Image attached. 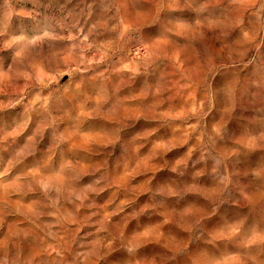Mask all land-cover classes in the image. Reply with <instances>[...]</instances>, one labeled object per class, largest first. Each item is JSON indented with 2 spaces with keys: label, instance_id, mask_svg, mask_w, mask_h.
Segmentation results:
<instances>
[{
  "label": "clouds",
  "instance_id": "9594fccd",
  "mask_svg": "<svg viewBox=\"0 0 264 264\" xmlns=\"http://www.w3.org/2000/svg\"><path fill=\"white\" fill-rule=\"evenodd\" d=\"M110 3L115 13L109 19L115 24L109 27L105 20L92 25L80 45L74 47L93 48L89 35L100 28L117 33L114 52L137 48L139 55L133 58L128 72L114 68L112 83L97 69L104 63L114 67L123 61L113 60L107 50L95 63L81 59L75 68L69 65L68 74L76 79L89 69L97 73L90 78V92L99 99L91 112L66 122L87 120L93 127L103 126L118 116L124 104L122 92L133 84L140 93L131 99L149 105L165 91L163 81L168 68L173 66L170 52L174 48L186 53L188 63H196L195 69L182 70L181 77L187 80L186 88L199 93L190 99V106L183 112L160 114L161 127H172L180 120L186 125L184 134L179 140L155 145L160 151L154 150L152 157L160 163L141 169L148 178L139 191L125 190L132 192L133 198L121 200L117 210L135 204L141 195L146 197L137 205L138 211L133 210L126 217L127 224L135 223L133 231L143 227V218L150 220L160 210H165V215H175L182 229L180 234L186 239L166 244L168 253H155L161 264H264V0H110ZM78 24L76 21L73 27ZM48 26L56 31L62 25L53 15L48 18ZM82 31L78 29L77 35ZM218 43L224 45L223 56L216 55ZM50 95L58 100L53 110L62 120L63 113L83 98L80 89L72 88L71 84L63 90L50 89ZM161 103L157 99L150 105L146 120L157 118L152 113ZM37 112L45 122L51 116L46 107L38 108ZM134 127L121 123L103 146H110L116 154H125L126 136ZM74 136L75 133L54 134L51 146L43 142V137L30 141L28 155L33 157V166L24 173L30 182L25 190L17 187L16 180L5 185L19 191L21 197L39 188L55 209L49 215L55 216L62 228L75 223L81 209L93 208L96 198L112 186L106 167L101 172L97 167L83 165L82 161L91 155L86 148L79 145L68 148ZM190 142H194V147H189L179 162L174 164L164 158ZM42 148H47V153L40 152ZM67 152L72 153L75 163L66 159ZM38 153L48 155L45 163L52 165L49 171L53 175L43 177L36 171L41 163L36 159ZM61 161L57 172L55 164ZM19 163H23V158L18 153L0 172V181ZM62 202L71 205V210ZM12 210L20 211L18 201H0V228ZM15 228L9 226L7 240L17 235ZM104 231L107 235L103 237V246L100 240L96 241L89 259L107 260L111 253L119 251L123 259L118 264H153L154 256L146 251L155 239L149 231L131 239L125 235L124 226L112 230L106 227ZM3 252L0 264H9L7 248ZM12 264L30 262L23 261L17 253Z\"/></svg>",
  "mask_w": 264,
  "mask_h": 264
},
{
  "label": "rangeland",
  "instance_id": "374dc122",
  "mask_svg": "<svg viewBox=\"0 0 264 264\" xmlns=\"http://www.w3.org/2000/svg\"><path fill=\"white\" fill-rule=\"evenodd\" d=\"M114 13L115 8L110 0H0V172L8 167L18 153L23 158V163L13 166L0 181V201H18L20 206L19 212L9 211L4 226L0 228V258L4 256L3 248H7L9 264H12L17 253L30 264H118L123 259V253L119 251L111 253L107 260L88 258L96 241L100 240L103 246L106 227L112 230L116 226H124V233L129 239L140 232L149 231L155 239L148 244L146 251L154 256L153 264H161L160 257L155 256V253L163 255L169 252L166 244L186 239L180 234L182 229L175 215H165V210L153 214L150 220L143 218V227L133 231L135 223L127 224L126 217L133 210L138 211L137 205L146 200L143 195L136 199L135 204L122 211L117 210L121 200L133 198V193H126L125 190L135 188L139 191L148 178L141 169L160 163L158 158L152 157L154 150L160 151L155 149V145L179 140L184 134L186 125L180 120H176L172 127H161L159 119L160 114L165 112H183L190 106V99L199 95L198 91L186 88L187 80L181 77V71L185 68H196L195 62L188 63L184 51L174 48L170 52L173 66L168 68L163 81L165 91L159 97H154L149 105L131 99L140 93V89L133 84L122 92L124 104L118 116L109 119L103 126L93 127L87 120L73 124L66 122L81 113L91 112L99 99L98 95L90 92V78L97 73L89 69L87 74L76 79L69 76V65L75 68L81 59L95 63L101 60L107 50L113 60L123 61L114 67L104 63L97 69L98 72H104L108 82L112 83L116 75L114 68L128 72L133 66V58L139 55L137 48L114 52L117 33L100 28L89 35L93 48L83 50L74 47L80 45L83 35L89 33L92 25L107 20L109 27H112L115 21L109 17ZM53 15L62 25L56 31L50 30L48 26V18ZM76 21L79 24L74 28ZM78 29H83L79 35ZM70 36H76V39H69ZM215 52L217 56H223L224 45L218 43ZM58 72L60 75H57ZM45 84L46 88L43 87ZM70 84L72 88L80 89L83 98L77 99L63 113L62 120L53 110L58 100L50 95V89L59 87L63 90ZM157 99L163 101L152 113L157 118L146 120L147 109ZM40 107H46L51 113L47 122L38 116L37 109ZM121 123L129 127L134 124L135 127L126 136L127 152L116 154L110 146L105 148L103 142ZM60 133H75L68 148L72 145L86 148L91 155L82 161L83 165L97 167L101 172L106 167L112 185L101 197L96 198L93 208L81 209L76 222L67 224L66 228L56 222L55 216L49 215L55 209L39 188L21 197L19 191L5 187L16 180L17 187L25 190L30 178L24 173L33 166V157L28 155L31 151L30 141H39L43 137V142L51 146L53 135ZM89 138L94 139L95 143ZM189 147H194V142L178 146L164 158L175 164L187 155ZM40 152L47 153V148L40 149ZM36 159L41 161L36 168L41 176L53 175L49 171L52 165L45 163L48 161L47 154L38 153ZM66 159L75 163L71 152H67ZM62 163L55 164L57 172ZM62 204L71 210V205ZM11 225L16 226L17 235L9 241L7 235Z\"/></svg>",
  "mask_w": 264,
  "mask_h": 264
}]
</instances>
